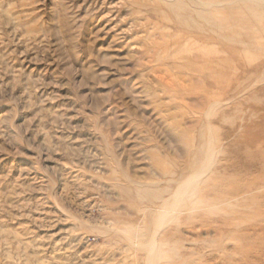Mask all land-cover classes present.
Masks as SVG:
<instances>
[{"label":"rangeland","instance_id":"1","mask_svg":"<svg viewBox=\"0 0 264 264\" xmlns=\"http://www.w3.org/2000/svg\"><path fill=\"white\" fill-rule=\"evenodd\" d=\"M212 1L0 0V264H264V0Z\"/></svg>","mask_w":264,"mask_h":264},{"label":"bare ground","instance_id":"2","mask_svg":"<svg viewBox=\"0 0 264 264\" xmlns=\"http://www.w3.org/2000/svg\"><path fill=\"white\" fill-rule=\"evenodd\" d=\"M171 1H173V0H171ZM170 2V1H169ZM191 3H195L196 4V6H198L199 7V9H198V11H196L197 13H198V15H200V17H203V18H205V14H206V12H208V8H210V6L212 5V4H214L215 2L214 1H212V0H191ZM216 4H218V3H216ZM171 7H172V5H171ZM173 8H176L177 10L180 8V6H174ZM180 10V9H179ZM181 11V10H180ZM217 15V14H216ZM204 45V44H203ZM205 168V166L203 167V170H205L204 169ZM197 170H198V168H197ZM199 171V170H198ZM201 171V170H200ZM201 173H203V172H201ZM204 174V173H203ZM200 175L201 174H199V175H196L195 177H200ZM194 176V174L191 176V178ZM201 177H202V175H201ZM200 177V178H201ZM190 177L187 179V180H189V179H191ZM195 180V179H194ZM188 182V181H187ZM198 182V181H197ZM195 183V182H194ZM180 185H182V184H180ZM179 185V186H180ZM184 185H187L186 183L184 184ZM183 185V186H184ZM183 189V188H182ZM177 190V189H176ZM177 192H179V191H177ZM176 194V197H177V193H175ZM183 194V193H182ZM181 194V195H182ZM183 196V195H182ZM179 197V196H178ZM164 214V213H163ZM161 218V217H160Z\"/></svg>","mask_w":264,"mask_h":264}]
</instances>
